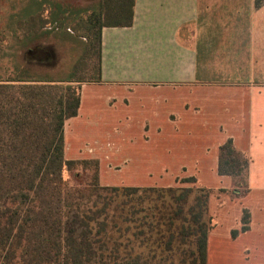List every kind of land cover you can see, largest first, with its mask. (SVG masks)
I'll return each mask as SVG.
<instances>
[{
	"label": "crops",
	"instance_id": "0c3cea01",
	"mask_svg": "<svg viewBox=\"0 0 264 264\" xmlns=\"http://www.w3.org/2000/svg\"><path fill=\"white\" fill-rule=\"evenodd\" d=\"M28 5L48 7L44 16L37 13L44 20L38 31L55 33L71 31L63 21L96 10L98 0H29ZM100 31V81L80 83L77 113L63 124L65 158L97 159L102 178L134 148L155 150L188 140L183 155L191 163L179 165L184 172L198 180L207 174L229 180L216 169L218 147L230 138L248 157V229L255 211L263 214L256 219L264 227V0H135L131 25H105ZM39 42L27 49L45 53L26 60L35 66L54 59L55 43ZM232 74L240 79L231 80ZM207 99L214 102L212 124L204 127L195 117ZM159 162L147 163L155 169ZM208 164L213 166L207 169ZM259 257L264 260V253Z\"/></svg>",
	"mask_w": 264,
	"mask_h": 264
},
{
	"label": "trees",
	"instance_id": "16d2710c",
	"mask_svg": "<svg viewBox=\"0 0 264 264\" xmlns=\"http://www.w3.org/2000/svg\"><path fill=\"white\" fill-rule=\"evenodd\" d=\"M134 3L98 0L80 17L86 44L65 78L32 74L26 60L0 78V264H207L211 188L193 176L188 186L101 185L97 159L64 156L80 83L100 81L101 27L131 25ZM38 17L15 36H35ZM247 165L230 138L219 145L217 174L236 194L248 191ZM249 222L243 208L241 232Z\"/></svg>",
	"mask_w": 264,
	"mask_h": 264
},
{
	"label": "rangeland",
	"instance_id": "374dc122",
	"mask_svg": "<svg viewBox=\"0 0 264 264\" xmlns=\"http://www.w3.org/2000/svg\"><path fill=\"white\" fill-rule=\"evenodd\" d=\"M28 1L0 0V78L11 75L15 66L23 65V60L29 59L27 49L38 44L36 43L38 41L43 42L44 45L55 43L53 46L54 59L50 62V58H45V64L39 62L38 66L29 63L31 66L27 69L32 74L37 72L53 79L65 78L84 52L86 40L82 32L86 29H83L80 17H84L87 12L81 14L78 20L69 17L63 21V27H69L71 31H54L53 33V31H38V28L35 36L29 35L19 39L14 31H33V28L27 29L29 18L32 19L37 13L44 16V9L48 10L47 6L33 10L28 5ZM30 11L35 13L30 16L25 15ZM37 21L41 24L39 19L33 18L34 23ZM221 79L228 80L224 75H221ZM239 79L231 75V80ZM213 103L208 99L202 102V107H199L202 113L195 117L202 125H205L204 127L212 124L209 113L213 111ZM216 103L219 107V103ZM227 104L226 101L223 102V106L231 105V103ZM185 141L183 144L180 141L172 145L160 146L155 150L149 147L134 148L127 153V159L124 162L121 161L122 158L119 159L118 163H120L116 169L107 168L102 178L99 177V183L101 185L188 186V183L181 181L185 177L193 176L196 179L194 184L212 189L209 197V214L212 217L213 226L207 239V264H264L263 259L255 258L264 253V227L258 226L256 219L258 216L259 220L263 218V214L255 211L252 229L241 232V210L243 208L250 210L246 205L247 192L239 194L232 192V179H214L207 174L205 179L198 180L196 174L184 172L186 168L179 167V165L191 159V157L187 158L188 154L183 155L190 147V142ZM143 159H158L160 162L155 169H152L147 163L148 160L145 162ZM212 166L213 164H208L207 169ZM164 168H167L166 172H163ZM160 170L162 172L159 177ZM150 172L151 174H148ZM139 175L140 178H137ZM256 195L260 198L258 194L254 196ZM234 229L237 230V234L232 235L231 231Z\"/></svg>",
	"mask_w": 264,
	"mask_h": 264
},
{
	"label": "flooded vegetation",
	"instance_id": "af4514ba",
	"mask_svg": "<svg viewBox=\"0 0 264 264\" xmlns=\"http://www.w3.org/2000/svg\"><path fill=\"white\" fill-rule=\"evenodd\" d=\"M27 53H28V58H29L28 60L29 61H30V59H33V58H35V59H42L45 56V53L42 52V50H41V52H39L36 49H33L31 51H28Z\"/></svg>",
	"mask_w": 264,
	"mask_h": 264
}]
</instances>
